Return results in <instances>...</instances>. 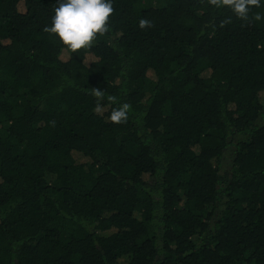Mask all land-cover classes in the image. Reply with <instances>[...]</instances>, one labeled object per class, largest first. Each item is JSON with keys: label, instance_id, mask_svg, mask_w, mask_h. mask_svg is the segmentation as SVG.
<instances>
[{"label": "trees", "instance_id": "16d2710c", "mask_svg": "<svg viewBox=\"0 0 264 264\" xmlns=\"http://www.w3.org/2000/svg\"><path fill=\"white\" fill-rule=\"evenodd\" d=\"M56 3L0 0V264H264V0H112L74 53Z\"/></svg>", "mask_w": 264, "mask_h": 264}, {"label": "clouds", "instance_id": "9594fccd", "mask_svg": "<svg viewBox=\"0 0 264 264\" xmlns=\"http://www.w3.org/2000/svg\"><path fill=\"white\" fill-rule=\"evenodd\" d=\"M209 2L217 8H229L240 18H246L252 6L261 5V0H209ZM112 12V0H57L51 23L45 30L74 53L81 48L90 47L97 34H103L108 30ZM261 18L260 14L256 15L257 20ZM139 26L141 28L150 26V22L140 19ZM91 94L98 101L105 97L104 91L98 87H93ZM107 100L115 103L116 97L109 95ZM130 108L131 105L127 102L119 104L110 112L109 120L115 124L126 122ZM95 110L98 113L101 111L99 103Z\"/></svg>", "mask_w": 264, "mask_h": 264}]
</instances>
